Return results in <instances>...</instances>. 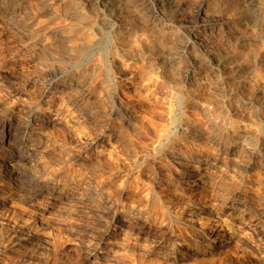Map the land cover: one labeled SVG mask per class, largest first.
Masks as SVG:
<instances>
[{"label":"rangeland","instance_id":"obj_1","mask_svg":"<svg viewBox=\"0 0 264 264\" xmlns=\"http://www.w3.org/2000/svg\"><path fill=\"white\" fill-rule=\"evenodd\" d=\"M0 121V264H264V0H0Z\"/></svg>","mask_w":264,"mask_h":264},{"label":"bare ground","instance_id":"obj_2","mask_svg":"<svg viewBox=\"0 0 264 264\" xmlns=\"http://www.w3.org/2000/svg\"><path fill=\"white\" fill-rule=\"evenodd\" d=\"M159 1V0H158ZM146 3V2H145ZM164 3V2H163ZM162 3V4H163ZM162 6V4H161V2H159V3H157V1H155V3H153V11L154 12H158V10H157V8L156 7H159L160 5ZM164 5V4H163ZM149 6V5H148ZM151 6V7H152ZM165 7V6H164ZM147 8V7H146ZM161 10H162V8H161ZM148 13V12H147ZM159 14V13H158ZM197 17V16H196ZM37 29V28H36ZM194 29V28H193ZM29 31H33V30H29ZM35 33H30L29 32V34H28V36H31V38H33L34 37V35L36 36L37 34H36V31H34ZM41 32V31H40ZM43 32V31H42ZM38 33V32H37ZM24 34H26V33H24ZM39 34V33H38ZM189 36V35H188ZM35 38V37H34ZM189 38V37H188ZM26 40V39H25ZM28 40V39H27ZM33 40V39H32ZM188 43V42H187ZM214 60V59H213ZM28 79V78H27ZM18 85V84H17ZM16 85V86H17ZM25 85V84H24ZM18 87H19V85H18ZM45 87V86H44ZM21 88V87H20ZM46 88V87H45ZM13 90H15V88L13 89ZM24 90H25V88H24ZM20 92V91H19ZM50 101V100H49ZM52 101V100H51ZM196 108H198V107H196ZM195 108V109H196ZM33 109V108H32ZM198 110V111H197ZM196 111H195V114L197 113V114H199L200 113V111H199V109H197ZM194 112V111H193ZM31 115V114H30ZM33 115V114H32ZM194 115V114H193ZM27 122V121H26ZM32 123H31V121L29 120V123H27L26 125H23L24 127H25V129H22L21 130V126L20 127H18V129H16V131L14 132H2V136L3 137H5V138H7L8 136H10V134H14V135H16V138L17 139H14V141H16L17 142V145L19 146V148H22L23 149V147L25 146V145H28L29 143H27L26 144V142H25V140L27 141V137H30L31 135H32V133H33V127H32ZM6 125L4 124V122L3 121H0V128L2 129L3 127H5ZM181 126V125H180ZM185 129V128H184ZM178 130V129H177ZM3 131V130H2ZM176 133V132H175ZM109 134V133H108ZM180 134V133H179ZM178 134V135H179ZM110 136V135H109ZM174 136V135H173ZM32 138H30V140H31ZM170 139V138H169ZM29 140V141H30ZM168 140V139H167ZM172 140V139H171ZM170 141V140H169ZM168 142V141H167ZM27 148V147H26ZM16 151V150H15ZM14 152V151H13ZM29 152V151H28ZM13 154V153H12ZM8 155V154H7ZM11 155V154H10ZM11 156H13V155H11ZM9 157V156H8ZM5 164V163H4ZM13 164V163H12ZM10 169V168H9ZM10 171H12V170H10ZM16 171H18V170H16ZM21 171V170H20ZM21 173V176L24 178L23 180H27L28 182V184L29 185H33L34 184V182H36V180H37V178L35 177V176H33V177H29V175L28 176H26L27 175V173L25 172V171H23L22 170V172H20ZM19 177H20V175H19ZM201 179V177H199V176H191L190 178H188V181L189 182H194V181H199ZM187 181V182H188ZM187 183L188 185H190V183ZM26 183V182H25ZM35 185V184H34ZM195 226V225H194ZM199 228V227H198ZM207 234V233H206Z\"/></svg>","mask_w":264,"mask_h":264}]
</instances>
